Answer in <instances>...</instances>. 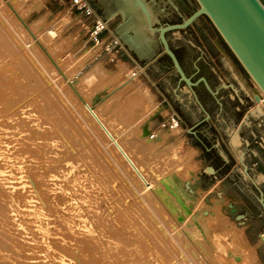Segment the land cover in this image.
<instances>
[{"label":"rangeland","instance_id":"1","mask_svg":"<svg viewBox=\"0 0 264 264\" xmlns=\"http://www.w3.org/2000/svg\"><path fill=\"white\" fill-rule=\"evenodd\" d=\"M8 1L15 10L8 11L5 0H0V118L4 119H0V139L21 155L38 181L34 184L26 178L27 193L35 204L41 198L46 202L38 205H43L49 217L38 223L37 217L39 225H35H46L63 234L69 248L90 240L85 244L90 258H101L108 264H113L114 255L124 258L127 253L132 255L128 250L137 253L135 246L143 256L139 261L133 259L134 264H223L219 254L224 255V264H239L237 249L227 244L235 213L224 210L228 216L225 225L211 223L206 233L200 223L201 209L208 208L204 195L187 192L181 201V194L174 191L182 189L189 176L183 172L190 166L186 152L195 144L191 139L188 146L186 131L175 116L182 115L170 96L176 75L163 53L159 51L148 66L125 47L115 46L106 34L96 44L89 39L91 21L71 10L67 0ZM90 1L102 17L98 0ZM117 21L118 16H114L109 27L112 29ZM25 28L32 30V38ZM170 37L177 48L187 40L182 33H171ZM35 38L52 54L66 78L53 70ZM181 58L190 71L187 54L182 52ZM70 83L114 129L117 139L150 179V189L128 170L116 147L84 114L86 109L71 92ZM247 85L251 86L249 78ZM15 109L18 115H7ZM172 118L177 119L176 128L171 126ZM176 167H182V172L175 186L169 179ZM8 204L9 198L0 194V255L7 256L0 259L15 262L21 259L17 253L24 243L8 217ZM216 206L221 208V204ZM256 228L264 229L262 220H257ZM215 233L226 235L221 239L227 242L213 243L210 237ZM261 245L255 250L253 264H264Z\"/></svg>","mask_w":264,"mask_h":264},{"label":"crops","instance_id":"2","mask_svg":"<svg viewBox=\"0 0 264 264\" xmlns=\"http://www.w3.org/2000/svg\"><path fill=\"white\" fill-rule=\"evenodd\" d=\"M113 19L108 18L109 22ZM118 21L112 26L113 32ZM218 50L221 54L220 48ZM126 55L130 58L129 54ZM157 57L158 54L146 64L150 66ZM211 61L215 62L214 59ZM181 63L185 65L183 61ZM187 73L192 75L193 70L187 69ZM219 77L222 84H229V76L222 70ZM151 84L155 85L153 82ZM212 85L217 83L212 82ZM181 86H177L175 78L170 96L173 104L182 109V115L175 116L186 131L188 146L191 139L195 144L186 152L190 166L189 176L183 182L185 189L189 195H204L205 203L209 206L202 208V211L210 212L209 207L213 203L221 204L220 210L226 218L228 216L224 210L235 213L234 225L241 227L247 243H257L255 250L262 244L264 249V229L256 228L258 219L264 223V210L260 202L261 196L264 201V109L257 108V102L250 103L240 91L218 90L216 97L220 105L215 104L212 97L196 92L207 116L194 98L181 90ZM159 95L166 102L161 92ZM169 107L172 108L171 105ZM173 108L171 110L175 112ZM203 116L205 122L202 121ZM198 152H202L199 157ZM207 167H211L212 171L206 170ZM239 214L242 217L239 218ZM245 231L248 235H245ZM251 238H257V241Z\"/></svg>","mask_w":264,"mask_h":264},{"label":"water","instance_id":"3","mask_svg":"<svg viewBox=\"0 0 264 264\" xmlns=\"http://www.w3.org/2000/svg\"><path fill=\"white\" fill-rule=\"evenodd\" d=\"M176 1L181 10L174 0H98L103 19L119 15L120 21L114 28V34L126 50L140 61H148L161 51L169 58L173 71L178 76L177 86L182 84L181 90L191 95L197 106L208 116L194 87L203 83L220 105L216 97L218 89H212L204 76L192 80V75H186L170 47L168 36L169 32L180 36L181 30L186 29L198 17L204 16L257 89L252 98L231 65L222 58V71L227 70L237 81L228 86L235 93L239 90L245 94L250 103L258 102L259 93L264 96V0H187L194 4V10L188 16L182 13L183 9H187L184 2ZM175 15L181 18L180 22H173ZM222 86L228 87L225 84ZM206 170L211 172L212 168L207 167ZM260 202L264 210L262 196ZM238 216L240 218L242 214Z\"/></svg>","mask_w":264,"mask_h":264},{"label":"bare ground","instance_id":"4","mask_svg":"<svg viewBox=\"0 0 264 264\" xmlns=\"http://www.w3.org/2000/svg\"><path fill=\"white\" fill-rule=\"evenodd\" d=\"M3 3L7 4L6 7L9 8L8 11L9 10H15V8L12 5V2L5 0V2H3ZM111 18H113V17H110V19ZM18 19L21 20V17H19ZM20 24H21V22H20ZM26 31L29 34L28 36L32 38V36H31L33 34L32 30L30 28H27ZM34 37H35V35H34ZM35 41L39 43V44H37V43L36 44L39 47L38 49H41L43 51L41 53H43L44 55H47V57H49L51 65L53 64L52 66H54V69L53 68L52 69L55 70L57 74L59 71L61 73V75H63V77L66 78L67 75L66 76L64 75L63 71H61V69H60V66H58L57 62H55V60H53V58L51 56L52 54L49 53L48 49H46V47L43 45V43H41L37 38H35ZM67 79H69V78H67ZM70 90L73 94L75 92L77 99H79V101H81L82 104L80 102L79 103L81 104V106L85 107L86 111L84 110L85 111L84 114L87 117H90L89 120L91 119V122H93V124L98 128V130L104 134V138L105 137L108 138L109 141H107V142H109V144L112 142L111 145L113 144L114 148L116 147L115 149L118 151L117 153L119 154L118 155L119 159H121L124 163H126L125 165H127L129 168V169L128 168L127 169L131 170V172H133L134 176H136L137 179H139L140 182H142V184L147 186L146 189H150L149 187L152 184L150 182V179H148V177L144 176L145 172L140 167V164L135 160V158L132 156L131 152L117 139V136L115 135L114 129H112V127L104 121L102 115L98 112L96 107L93 105H90L87 102L88 100L86 101V99H84V97L80 94V92L78 91V89L76 88V86L74 84L70 83ZM251 92H253V94H256L253 89H251ZM257 107L261 110L264 109V108H262L263 105H261V104H257ZM1 111H2V109H1ZM13 111L9 114L7 113V115L10 116V114H15L19 110H16L14 112ZM2 112H4V111H2ZM24 113H25V111H24ZM18 114H19V112H18ZM18 114H15V115H18ZM1 115H3V114L1 113L0 116ZM7 115L5 114V116H7ZM19 117L20 116H18V118ZM0 119L4 120L3 118H0ZM14 119H15V117H14ZM171 126L175 127V128L177 127V120L176 119H173V123ZM107 138L105 140H107ZM4 143L5 142L0 139V194H3L5 197L9 198V204L8 205H9V211H11V213H10L11 215L9 214L8 217L11 218L13 224L17 226L16 228H17V230H19V233L21 234V237H22L21 240L23 241L22 243H24V244H23V247L20 248L21 252L17 253V255L19 257H21L20 260H16L15 262H11L8 260L0 259V264H108L101 258H98V259L97 258L96 259L90 258L91 256L85 251V250H87V247L85 246V244L87 242H91L90 240H86L85 243L83 241H81L82 245H80V244L76 245V248H69L64 241L65 237L63 236V234H59V233L55 232V230L47 227L46 225L41 224L40 227L36 226V225H39V224H37L38 221H42L41 218L46 216V218L44 217V220L45 219L47 220V217H49L48 215H46L44 213L43 205H40V204L38 205V203L40 201H41V204H43L45 201L42 202V200H41L42 198L40 197L41 199L39 198L40 200L38 201V203L35 204L34 201L31 200V197L29 196L31 193L30 194H28L29 192L27 193L28 188H26V178H29L34 184H38V181L35 178V174L32 173L30 165L24 163L21 155L18 154L17 151L11 150L7 146V144L6 143L4 144ZM179 165L180 164H178V166ZM183 167H185V166H183ZM181 168H177V167L175 168V171L172 172V174L170 176L169 183L174 184L176 186L178 174L182 172ZM186 171L189 172V169L183 170V172H186ZM31 186L34 188L33 185H31ZM36 189H37V187H36ZM36 189L34 188L33 190H35L37 192ZM185 190L186 189H185L184 185H183L182 189H176V188L174 189L175 192L181 194V196H178V198L181 201L184 200L183 194L184 193H186V195L188 194L187 193L188 191L186 190V192H185ZM36 192H34V193L36 194ZM36 195L40 196L38 193ZM45 195H47V194H45ZM43 199L48 200L49 196H43ZM37 200H38V197H37ZM209 208H210V212L209 211H201V214H200V223L204 225L206 233L208 232V226L211 223L213 225H216V224L223 225L225 222L224 220H226V217L220 211L219 206L213 205V203H212V206ZM37 217H39L40 220H37L36 221L37 223H36L35 220ZM50 217H51V215H50ZM48 219H51V218H48ZM52 219H54V218H52ZM49 221H48V223H50ZM52 224H53V221H52ZM212 224H211V226H213ZM47 225H49V224H47ZM57 227H56V229H57ZM53 228H54V226H53ZM68 229L69 228L67 227V230ZM212 229L213 228H211V230ZM225 230H226V228H225ZM213 231H215V230L213 229ZM229 231L227 230L226 232H229ZM242 231L243 230L241 229V227L237 228L235 225H232L231 226L232 235H231L230 239L228 240V242L226 241V239H224V238H226L225 237L226 235L224 236L222 233H215L210 238H211L212 242L215 244H218L219 242H221V240L224 239L227 242L228 246L231 247V249H234V250L237 249L236 250V257L240 258L239 264H253L254 259H255V245L257 243L255 245L248 244L246 239L243 238V232ZM69 232H70V230H69ZM209 232H211V231H209ZM53 234H54V237H51ZM228 234H230V233H228ZM69 235H67V237ZM221 235L224 236L223 239H221V237H223ZM262 237H264V236H262ZM82 239H83V237H82ZM87 239H90V238H87ZM209 240L210 239H208V242L211 241V240L210 241ZM68 242H69V240H68ZM0 243L3 244V242H1V241H0ZM198 244L200 245L201 242ZM227 244H226V246H227ZM124 246L127 247V245H124ZM132 249H133V247H132ZM139 249L140 248H138L137 246H135V250L133 249V251H136L137 253H132L131 250H128V252L130 251L132 254L131 255L132 257H131L128 255L129 253H127L126 257L129 256V259H127L126 257L122 258L125 255H123V256L119 255V254L114 255L113 264H132L133 259H134V262L137 259L139 261V256L140 257L143 256L142 255L143 251H141ZM218 250L222 251L223 248L221 249L218 247ZM242 250H244V251L242 252ZM79 254H81V256H79ZM136 255L138 257H136ZM3 257H7V256L4 254H1L0 258H3ZM217 257L219 259V262H221L223 264L225 263L226 259H225L223 254L217 255ZM236 257H235V259H236ZM8 258H9V256H8ZM143 262H146V261L144 260ZM235 262H237V261H235ZM140 263H142V262L140 261ZM142 264H144V263H142Z\"/></svg>","mask_w":264,"mask_h":264},{"label":"flooded vegetation","instance_id":"5","mask_svg":"<svg viewBox=\"0 0 264 264\" xmlns=\"http://www.w3.org/2000/svg\"><path fill=\"white\" fill-rule=\"evenodd\" d=\"M174 1L177 3L176 0ZM182 1L184 2L187 8V9H183L182 13L184 16H188V14L194 10V4H191L187 0H182ZM179 8L180 10L182 9L181 6H179ZM117 16L120 21L119 15ZM180 21H181V18L175 15V20H173V22H180ZM208 23L209 21L204 16H200L192 24H190L186 29L181 30L180 32L183 34V36L187 38V40H185V45H183L181 48H177L174 45H172L171 37H170L171 32L168 33L170 47L172 48V50L175 52L176 56L178 57L179 62L184 72L186 73V75H191L187 73L186 65H183L181 63L182 62V58H181L182 52L187 54V57H189L188 61L190 62V66L193 70L192 80H195L200 76H204L212 89H218V90L225 89V90L231 91L230 87L228 86V83H225V85L228 87H223L222 82L219 79V74L222 70L221 60L222 58H227L228 63L232 66V69L234 70V72L236 70L238 71V72L236 71L238 73L237 77L242 82V84L245 85V87L248 89L249 94L253 98L254 95L251 92V88L250 86L247 85L248 77L242 71L239 65L236 63V61L234 60L230 52L227 50V48L223 45L220 37L218 36L216 31L213 29L212 25ZM210 25H211V29L209 28ZM211 36L214 37V39L211 38ZM175 39L181 40V38H177V37ZM219 48L221 50V54L218 52ZM164 57L166 61L169 63V65L171 66V62L169 58L165 55ZM211 59H214L215 62H212ZM219 67L221 70L219 69ZM225 73H227V75L229 76V80H230L229 83H234V84L237 83V81L234 80V78H232V76L229 74L227 70ZM175 77L177 80L178 76L176 75ZM212 82H216L218 86L212 85ZM194 90L195 92H200L201 94H205V95L212 97L211 94L206 90L203 83H199L196 87H194ZM212 99L215 104L219 105L213 97ZM202 119H203L202 121L205 122V116H203Z\"/></svg>","mask_w":264,"mask_h":264},{"label":"built area","instance_id":"6","mask_svg":"<svg viewBox=\"0 0 264 264\" xmlns=\"http://www.w3.org/2000/svg\"><path fill=\"white\" fill-rule=\"evenodd\" d=\"M70 6V9L76 12L80 17H84L91 21V26L89 27V39L95 42L96 44H100L102 40V35H107L112 38V41L115 46L122 47L124 46L119 41V39L115 36L113 30L109 27V22L103 19L99 13L96 11L90 0H67ZM103 44V42H102ZM141 69V68H140ZM135 75V72H134ZM251 89L254 91L257 89L256 86L251 81ZM259 93V91H258ZM260 94V99L257 102L258 104L263 105L264 108V96ZM176 119V118H172ZM177 120V119H176Z\"/></svg>","mask_w":264,"mask_h":264}]
</instances>
